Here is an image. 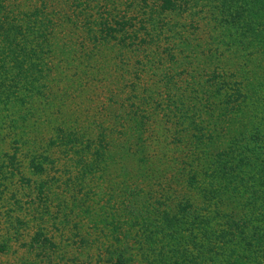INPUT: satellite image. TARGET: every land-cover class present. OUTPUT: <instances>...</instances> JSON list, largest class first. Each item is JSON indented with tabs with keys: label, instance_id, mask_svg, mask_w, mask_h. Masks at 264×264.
Returning <instances> with one entry per match:
<instances>
[{
	"label": "trees",
	"instance_id": "16d2710c",
	"mask_svg": "<svg viewBox=\"0 0 264 264\" xmlns=\"http://www.w3.org/2000/svg\"><path fill=\"white\" fill-rule=\"evenodd\" d=\"M76 74L118 80L101 119H62ZM0 135L10 175L18 151L42 172L57 149L86 201L115 149L95 264H264V0H0Z\"/></svg>",
	"mask_w": 264,
	"mask_h": 264
},
{
	"label": "rangeland",
	"instance_id": "374dc122",
	"mask_svg": "<svg viewBox=\"0 0 264 264\" xmlns=\"http://www.w3.org/2000/svg\"><path fill=\"white\" fill-rule=\"evenodd\" d=\"M66 13L68 14L67 11ZM54 28L56 31L58 29L60 37L67 34V30L61 25H56ZM55 35L56 42L60 44L57 34ZM66 47L62 51H65ZM70 47L71 45L68 44V51L65 53H70ZM110 73L112 71L108 70L106 75ZM81 75L76 74L73 78L81 77L82 80L75 83L76 88L70 86L73 93L65 100L60 110L64 115L62 119L72 118L76 122L89 123L93 118L101 119L102 111L106 106L103 105L106 99L105 93L102 92L106 84L111 88V83L115 81L116 84L118 80L116 81V77L112 76L109 80H105L104 88V85L96 81L90 83V88L85 86L80 88L79 85L84 83L85 78V74ZM102 77H104L103 73L99 72L97 78ZM53 90L52 87L50 91ZM41 131L45 134L49 133V124ZM28 132L29 136H24V140L30 137L36 142L38 130L33 126L32 129L28 128ZM45 140L46 137L42 144L46 146L49 141ZM11 146L9 141L0 139V167L3 165V169H0V264H86L88 257H91V261L95 264L98 259L105 258L104 247L108 245L107 242L111 239V243H115L114 237L107 234L119 220L115 198L108 201L111 194L116 195L113 191L114 175L118 171L115 149L109 151L112 157L109 156V161L105 164L109 169L102 184L95 185L97 180H94L89 185L90 190L84 188V192L90 191L91 197L96 195L91 198L94 200L86 201L81 192L80 195L78 194L77 186L63 185L72 169L67 170L65 166L70 164V161L62 158L57 160L61 157L57 149L51 150L56 162L44 164L42 172H37L29 166L25 150L18 151L16 153L20 163L18 174L10 175L7 154L3 155L2 151L12 153ZM100 187L106 195L101 199L97 197L95 191ZM124 225L127 227V223ZM39 232L51 239L49 245L48 242H42L41 245L31 243V238Z\"/></svg>",
	"mask_w": 264,
	"mask_h": 264
}]
</instances>
